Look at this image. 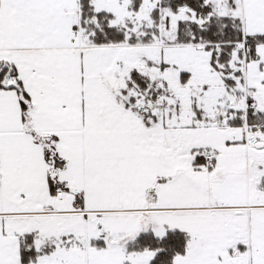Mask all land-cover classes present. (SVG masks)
<instances>
[{
  "label": "snow or ice",
  "instance_id": "snow-or-ice-1",
  "mask_svg": "<svg viewBox=\"0 0 264 264\" xmlns=\"http://www.w3.org/2000/svg\"><path fill=\"white\" fill-rule=\"evenodd\" d=\"M0 264H264V0H0Z\"/></svg>",
  "mask_w": 264,
  "mask_h": 264
}]
</instances>
